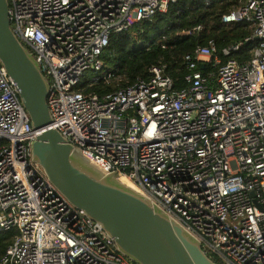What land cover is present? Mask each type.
<instances>
[{
    "label": "built area",
    "instance_id": "obj_1",
    "mask_svg": "<svg viewBox=\"0 0 264 264\" xmlns=\"http://www.w3.org/2000/svg\"><path fill=\"white\" fill-rule=\"evenodd\" d=\"M7 1L12 31L48 82L49 126L102 171L125 177L218 264H264V0L221 16L253 25L249 36L220 53L211 40L185 55L183 89L160 64L123 85L126 76L102 58L112 33L176 0ZM252 39L248 61L232 57ZM99 83L117 88L86 92ZM35 133L0 63V232L17 229L0 264H137L33 160Z\"/></svg>",
    "mask_w": 264,
    "mask_h": 264
},
{
    "label": "water",
    "instance_id": "obj_2",
    "mask_svg": "<svg viewBox=\"0 0 264 264\" xmlns=\"http://www.w3.org/2000/svg\"><path fill=\"white\" fill-rule=\"evenodd\" d=\"M0 63L15 82L36 131L31 144L33 160L74 206L102 224L122 253L137 264H218L177 221L123 184L115 173H105L78 155L49 126L48 82L12 31L7 0H0Z\"/></svg>",
    "mask_w": 264,
    "mask_h": 264
},
{
    "label": "trees",
    "instance_id": "obj_3",
    "mask_svg": "<svg viewBox=\"0 0 264 264\" xmlns=\"http://www.w3.org/2000/svg\"><path fill=\"white\" fill-rule=\"evenodd\" d=\"M243 2L244 0H212L211 4L205 6L197 5V0H176L166 12L138 22L128 31L112 33L102 58L106 65L117 68L119 73L126 76L127 82H121L123 85L136 78L148 79L150 67L160 64L164 65L165 74L172 78L174 88L183 89L187 85L184 80L188 72L184 62L186 54L211 40L216 43L220 53L223 47L241 41L253 32L254 26L248 23H222L220 20L224 13ZM197 25L202 28L185 33ZM256 44L255 39L247 41L232 57L241 62L248 61ZM221 58L226 60L222 55ZM197 68L201 69V64ZM209 69V66L202 68L203 71ZM86 86L87 83H83L80 88ZM116 88L115 84L99 83L86 88V92L103 94ZM16 234V228L0 232V256ZM211 258L218 261L212 256Z\"/></svg>",
    "mask_w": 264,
    "mask_h": 264
},
{
    "label": "bare ground",
    "instance_id": "obj_4",
    "mask_svg": "<svg viewBox=\"0 0 264 264\" xmlns=\"http://www.w3.org/2000/svg\"><path fill=\"white\" fill-rule=\"evenodd\" d=\"M119 180H120L123 184H125L126 186L135 189V188L132 186V184H131V183H130L125 177H120Z\"/></svg>",
    "mask_w": 264,
    "mask_h": 264
},
{
    "label": "rangeland",
    "instance_id": "obj_5",
    "mask_svg": "<svg viewBox=\"0 0 264 264\" xmlns=\"http://www.w3.org/2000/svg\"><path fill=\"white\" fill-rule=\"evenodd\" d=\"M79 155V154H78ZM81 156V155H80ZM82 157V156H81ZM84 158V157H83Z\"/></svg>",
    "mask_w": 264,
    "mask_h": 264
},
{
    "label": "crops",
    "instance_id": "obj_6",
    "mask_svg": "<svg viewBox=\"0 0 264 264\" xmlns=\"http://www.w3.org/2000/svg\"><path fill=\"white\" fill-rule=\"evenodd\" d=\"M106 63V62H105Z\"/></svg>",
    "mask_w": 264,
    "mask_h": 264
}]
</instances>
